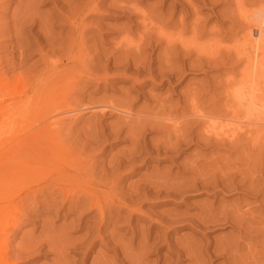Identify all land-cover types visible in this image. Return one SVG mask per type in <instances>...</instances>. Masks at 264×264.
<instances>
[{
	"label": "rangeland",
	"instance_id": "rangeland-1",
	"mask_svg": "<svg viewBox=\"0 0 264 264\" xmlns=\"http://www.w3.org/2000/svg\"><path fill=\"white\" fill-rule=\"evenodd\" d=\"M68 1L0 0V79L9 83L8 97L7 90L0 88V154L9 147V140L17 142L39 128L38 124L56 118L61 120L56 119L58 123L54 127L59 126V131L56 129L58 134L53 131L61 138L57 141L53 138L64 147L60 154L52 155L47 152L49 142L38 139L41 145L37 142L27 147L28 155L26 160L23 158L28 162L26 167H0V251L5 259L2 264H264V207H260L264 206V177H261L264 176V108L249 106L237 113L235 119H243L236 124H241V133L246 131L232 139L236 146H230L234 141H225L226 138L223 143L222 139L218 140L220 147L217 142L204 145L195 136L208 134L205 122L210 120L201 114H208L210 110L212 113L208 116L214 115L210 119L214 118L218 127L224 126L239 103L229 95L225 97L228 91L225 88L238 84L237 80L241 79L246 59L244 52L240 55L234 45L248 29L256 38L254 49L261 50L256 59L264 67V17L259 16L260 26L247 22L254 14H264V0H97L100 3L96 9L92 7L96 0ZM245 13L250 17L241 23L247 17ZM261 81L259 86L264 88V80ZM260 94L264 96V89ZM60 95L68 100L64 110L70 111L49 114L46 103L52 97L61 98ZM228 96L232 99H227ZM22 103L26 105L17 106ZM107 105L126 109L129 114L112 112ZM219 112H222L221 118ZM170 117L172 124L167 122ZM166 124L174 125L173 131ZM131 127L137 130L130 132ZM175 127L179 132L188 133L192 143L182 147V153L173 155L154 149L165 142H174L175 134L171 132L175 133ZM192 132L195 134L190 136ZM134 141L138 142L135 148ZM133 149L142 154L134 162ZM242 159L244 162H239ZM128 160L129 166L124 164ZM192 160L201 162L199 168L204 169L203 173L198 168L197 175H206L196 176L200 177L199 182L208 178L216 189L189 191L186 188L192 178ZM209 162L213 169L217 166V172L208 167ZM235 162L242 167L241 176L234 177L240 178L237 186L233 167L239 165ZM244 171L247 175L242 180ZM247 176L259 188L255 187L258 193L252 190L255 185L247 181ZM173 180L178 182L174 184ZM181 180L188 182L187 191L180 190L185 186H181ZM228 181L232 184L230 189L223 187ZM2 182H14L10 187L15 186L6 190ZM151 182L155 184L152 186ZM161 183H172L176 194L172 196L171 186L168 189ZM250 184L253 192L246 188ZM145 186L147 190L152 186L151 192L159 189L158 186L162 190L144 195ZM94 205L100 206L104 214ZM224 205L233 207L234 212L238 209L236 212L245 216L244 223L241 222L244 225L240 224L241 215V218L236 215L239 223L235 217V223L240 225L233 227L197 224L208 210L215 208V214L218 210L224 214ZM124 206L130 207L129 211ZM231 212L232 215L227 213L234 216ZM180 214L190 217L180 223L183 219ZM193 216L198 217L194 220ZM254 222L256 229L253 230ZM246 223L250 225L245 226ZM229 243L234 246L229 247ZM221 249H224L222 253Z\"/></svg>",
	"mask_w": 264,
	"mask_h": 264
},
{
	"label": "bare ground",
	"instance_id": "bare-ground-1",
	"mask_svg": "<svg viewBox=\"0 0 264 264\" xmlns=\"http://www.w3.org/2000/svg\"><path fill=\"white\" fill-rule=\"evenodd\" d=\"M68 1V0H67ZM72 1V0H71ZM71 1H70V3H71ZM91 1V0H90ZM79 3H80V1H78ZM77 2V3H78ZM82 2V1H81ZM84 2H85V0H84ZM97 0L96 1H94L93 3H94V5L92 6L93 8H97V7H99L98 6V4L100 3H98L97 4ZM67 3H69V1L67 2ZM73 4H74V2H72ZM83 3V2H82ZM87 3V2H86ZM90 3L91 2H89V5H90ZM81 4V3H80ZM88 4V3H87ZM92 4V3H91ZM104 4V3H103ZM107 4V3H106ZM110 4V3H109ZM121 4V3H120ZM70 5V4H69ZM75 5H77V4H75ZM85 5V4H84ZM108 5V4H107ZM111 5V4H110ZM70 6H72V4L70 5ZM109 6V5H108ZM107 6V7H108ZM121 6V8H122V5H120ZM124 6V5H123ZM241 6V5H240ZM73 7V6H72ZM80 7V6H79ZM83 7V6H82ZM118 7V6H117ZM76 8H78L77 6H76ZM88 8V7H87ZM93 8H91V9H93ZM237 8V7H236ZM72 9V8H71ZM73 9H75V8H73ZM80 9V8H79ZM99 9V8H98ZM240 9H243V7L242 8H240ZM77 10V9H76ZM75 10V11H76ZM90 10V9H89ZM122 10V9H121ZM120 10V8H119V11H121ZM123 10L125 11V10H127V9H124L123 8ZM77 11H79V10H77ZM76 11V12H77ZM83 11H84V9H83ZM72 12H74L73 10H72ZM82 12V11H81ZM75 13V12H74ZM78 13V12H77ZM82 14V13H81ZM85 14H86V12H85ZM93 14H94V12H93ZM76 15V14H75ZM74 15V16H75ZM242 15V13L240 14V16ZM243 15H246V13L245 14H243ZM255 15V14H254ZM253 15V16H254ZM82 16V15H81ZM247 17L245 18H243V20L241 21V23L243 22V21H245V20H248L249 19V17L250 16H248V15H246ZM252 16V18H250V20H248L247 22L248 23H251V24H254V26H256L257 24L260 26V23H258V22H260V20H259V16H261V17H264V14H262L261 12L258 14H256V16H254L253 17ZM69 17V16H68ZM83 17V16H82ZM81 17V18H82ZM241 17H243V16H241ZM260 17V18H261ZM73 18V17H72ZM75 18V17H74ZM80 19V18H79ZM245 19V20H244ZM261 20H262V18H261ZM68 21V20H67ZM246 23V22H245ZM70 24V23H69ZM247 24V23H246ZM71 25H72V23H71ZM248 25V24H247ZM247 25H245V27L247 26ZM77 26V25H76ZM253 26V25H252ZM248 28V27H247ZM251 28V27H250ZM255 28V27H254ZM71 29V28H70ZM253 29V28H252ZM256 30H257V28H256ZM255 31V30H254ZM215 33V32H214ZM252 34V31L250 30L249 31V29H248V31L246 32V34H244L243 35V38H242V40H240V38L238 39V41H237V44L236 45H234V46H236L235 48H238L239 49V54L240 53H243L244 52V56H245V59H246V62H244V63H246L245 64V67H244V69L243 68H241L242 69V73H241V79H240V77H239V80H237L238 81V84L237 83H235V82H237L235 79V82H233V83H235V84H237V85H225L226 87L227 86H229L228 87V89H226L225 88V90H228V91H225L226 93V95H225V97L227 96V95H229V96H231V97H233V99L235 98L236 99V101L237 100H239L237 103V107H234L235 108V110L234 111H232L230 108V111H232V113H230V114H233V115H230L231 116V118H230V116H229V114L227 115V114H225V113H223V114H225V115H227V116H229L228 117V121L229 122H227V124H225L224 122V126L222 125H220L219 127L217 126V122L215 123V122H213V120L212 119H214V118H211L210 119V117H213V116H211V115H209L208 116V114L211 112L210 110H209V113L208 114H204V115H202L201 113V117H203V118H208V120H210V121H208L207 123L205 122V124L207 125L206 126V132L205 133H208V134H204V135H199V136H197L198 134H196L195 136H196V139H200L201 141H203V143H205L204 145H206V144H209V143H212V144H215L216 142V145L218 144V143H220V139H222V143H223V140H225V138H226V140L225 141H231L234 137H236V135L238 134V133H241V128L237 125V124H239L238 122H240L242 119H239L240 121H238V120H236L235 119V117L237 116V113H238V115H239V112L242 110V109H247L249 106H252V108H254V107H258V106H261V108H264V102H262V101H264V96H261V94H260V92H261V89H264V88H261V85L259 86V84H261L262 83V81L261 80H264V79H261V76H262V74H264V73H262V71H264V70H262L261 71V68H264V67H262L261 66V63H260V61L258 60V59H256L257 58V55H258V52L259 51H261L260 50V48L259 49H254V47H255V45H253L254 44V40L256 39V38H253V36L251 35ZM259 40L261 41V39H260V36H259ZM233 45H232V47H233ZM234 48V47H233ZM249 48H250V50L251 51H249ZM262 49V48H261ZM232 50V49H231ZM236 53H238L237 51H235ZM241 55V54H240ZM239 55V56H240ZM243 55V54H242ZM238 56V57H239ZM244 66V65H243ZM239 72V71H238ZM238 74V73H237ZM236 74V75H237ZM233 75V74H232ZM1 76V75H0ZM4 76V75H3ZM90 78V77H89ZM238 78V77H237ZM5 79V78H4ZM227 79H228V77H227ZM229 79H231V78H229ZM85 80V79H84ZM91 81H93V79L91 80ZM228 81H230V82H227V80H226V82L228 83V84H232V81L231 80H228ZM259 81H261V83H259ZM94 82V81H93ZM225 82V84H227ZM7 84H9L8 82H6L5 80H2V79H0V88H2V89H4V91H6L7 90V86H9V85H7ZM224 86V87H225ZM262 87H264V86H262ZM230 88V89H229ZM9 89V88H8ZM8 90L6 91V96L8 95ZM224 93V92H223ZM5 94V93H4ZM67 95V94H66ZM70 95V94H69ZM61 96V98L60 97H57V96H55L54 98L52 97L51 99H49V102H47L46 103V109L47 110H50L49 111V114L52 112V114H53V112L55 113H67V112H65V111H70V110H64L66 107H67V105H66V102L68 101H66L63 97H62V95H60ZM72 96V95H71ZM228 96V98L227 99H229V98H231V97H229ZM261 96V97H260ZM2 98L4 97L5 98V96H1ZM8 97V96H7ZM6 97V98H7ZM67 97H68V95H67ZM66 98V97H65ZM73 99V98H72ZM70 100V101H73V100ZM76 99V98H75ZM80 99V98H79ZM232 99V98H231ZM1 100V99H0ZM224 100H226V99H224ZM230 100V99H229ZM18 101V100H17ZM25 100H23V102H24ZM223 101V100H222ZM236 101L234 102V100H233V102L234 103H236ZM7 102V101H6ZM28 102V101H27ZM227 102V101H226ZM229 103H230V101H228ZM5 103V102H4ZM3 103V104H4ZM15 103V102H14ZM21 103V101L19 102V104ZM29 103V102H28ZM193 103H195V102H193ZM224 103V102H223ZM6 104V103H5ZM17 105V106H21L22 107V105H26V103L25 104H21V105ZM68 104H69V102H68ZM231 104H232V101H231ZM10 105V104H9ZM15 105V104H14ZM115 105V104H114ZM228 105V104H227ZM8 105H6V107H7ZM101 106V105H100ZM106 106V105H105ZM195 106V105H194ZM198 106V105H197ZM229 106V105H228ZM231 106V105H230ZM5 107V108H6ZM11 107H14L13 106V103H12V105H11ZM11 107L10 106H8L7 107V109L8 108H10L11 109ZM49 107V108H48ZM69 107V106H68ZM200 108H201V106H199ZM198 107V108H199ZM5 108H4V110H5ZM106 108H108V109H111L112 110V112L113 111H116V112H118L119 114L120 113H122V114H125V115H128L129 114V112H128V110L127 111H125L124 109L122 110V109H120V108H118V106L117 107H114V106H109V105H107V107ZM106 108L104 109V110H106ZM121 108H123V107H121ZM127 108H129V107H127ZM216 108V107H215ZM225 108V107H224ZM228 108V107H227ZM21 109H23V108H21ZM131 109V108H130ZM196 109H197V107H196ZM202 109V108H201ZM200 109V110H201ZM210 109H213V108H210ZM217 109H219V108H217ZM229 109H227V111H229ZM257 108H255V110H256ZM3 110V109H2ZM199 110V109H198ZM215 110V109H214ZM250 110H253V109H250ZM6 111V113H7V110H5ZM5 111H2V113L3 112H5ZM205 112H206V110H204ZM213 111V110H212ZM216 111V110H215ZM217 111H221L220 109L219 110H217ZM227 111H226V113H227ZM229 111V112H230ZM9 112H11L10 110H9ZM72 112V111H71ZM70 112V113H71ZM188 112V111H187ZM223 112V111H222ZM221 112V113H222ZM224 112H225V110H224ZM242 112H244V110H242ZM262 112V111H261ZM12 113V112H11ZM14 113V112H13ZM12 113V114H13ZM46 113V112H45ZM48 113V112H47ZM55 113V114H56ZM117 113V114H118ZM189 113V112H188ZM202 113H204L203 111H202ZM212 113V112H211ZM216 113V112H215ZM214 113V114H215ZM220 113V112H219ZM219 113H218V115H219ZM220 113V114H221ZM4 114V113H3ZM132 114V113H131ZM47 115V114H46ZM46 115H44V117L46 116ZM186 115V114H185ZM190 115H192L191 113H190ZM207 115V116H206ZM216 115H217V113H216ZM5 116V115H4ZM223 115L221 114V116H220V118L222 117ZM227 116H225V118L227 117ZM233 116V117H232ZM245 116H247V115H245ZM217 116H215V118H216ZM9 118V117H8ZM60 118V117H59ZM130 118V117H129ZM129 118H128V120H129ZM194 118V117H193ZM220 118H219V120H220ZM230 118V119H229ZM241 118V117H240ZM52 119V118H51ZM57 119V118H56ZM51 120V121H45V123L43 124V125H41V124H38V126H39V128H37V129H35V131L33 132V133H29L28 135H26V136H24L21 140H17V142H16V140L14 139L15 138V136H14V140L15 141H13V140H9V147L3 152V153H1L0 154V167H4V166H9L10 167V165H11V167H19L20 165H21V167H23V165H24V167H26V162L27 161H25L24 162V159L26 160V158L25 157H27L26 155H28L27 153H28V149H29V147L31 148L32 147V145H35L37 142L39 143L40 141L39 140H44V141H48L49 143H48V146H47V152H49V153H52V155L54 154H56V155H58V154H60L61 153V151H64V147H62L60 144L62 143H60L59 141V143H57L56 141L57 140H59L61 137H59L58 135V137H56V133L59 131V126L58 127H56V128H54L55 126H56V124L58 123V121L57 120H60V119H57V120ZM126 119V118H125ZM165 119V118H164ZM195 119V118H194ZM227 119V118H226ZM7 120H9V119H7ZM44 120H45V118H44ZM43 120V121H44ZM127 120V121H128ZM167 120V119H166ZM170 120H171V117H170V119L169 120H167V122L169 121L170 122ZM212 120V121H211ZM218 120V121H219ZM41 121V120H40ZM61 121V120H60ZM194 121V120H193ZM249 121H251V120H249ZM248 121V122H249ZM254 121V120H253ZM179 122V121H178ZM212 122V123H211ZM247 122V123H248ZM252 122V121H251ZM126 123V122H125ZM131 123H133V122H131ZM161 123V122H160ZM166 123V122H165ZM173 122H170V124H172ZM183 123V122H182ZM195 123V122H194ZM237 123V124H236ZM253 123V122H252ZM129 124V123H128ZM148 124H149V122H148ZM177 124V123H176ZM175 124V125H176ZM179 124V123H178ZM197 124V123H196ZM196 124H193V125H196ZM250 125H252L251 123H249ZM254 124V123H253ZM257 124V123H256ZM144 125V124H143ZM147 125V124H146ZM150 125V124H149ZM153 125V124H152ZM157 125V124H156ZM155 124H154V126H155V128L156 127H158V126H156ZM159 125V124H158ZM165 126V124H163L162 123V126ZM167 125V124H166ZM184 125V124H183ZM182 125V126H183ZM249 125V126H250ZM2 126V125H1ZM6 126H7V124H6ZM13 126V125H12ZM141 126V125H140ZM160 126V125H159ZM161 126V127H162ZM163 126V127H164ZM167 126H170V128L172 127V126H174V125H167ZM181 126V125H180ZM3 127V126H2ZM10 127V126H9ZM120 127V126H119ZM145 128H146V126H144ZM151 127H153V126H151ZM160 127V128H161ZM166 127V126H165ZM164 127V128H165ZM183 127H188V125L186 126V125H184ZM244 127V126H243ZM242 127V128H243ZM257 127H258V125H257ZM8 128V127H7ZM118 128V127H117ZM121 128H122V126H121ZM150 128V127H149ZM149 128H148V130H149ZM159 128V127H158ZM184 128V130H186ZM255 128V127H254ZM3 129V128H2ZM12 129H14L13 127H12ZM56 129H58V131H56ZM120 129V128H119ZM131 129H132V127H131ZM134 130H135V128H133ZM133 129L132 130H130V132L131 131H133ZM162 129V128H161ZM179 129V128H178ZM177 129V127H175L174 128V132L175 133H173V132H171V131H173V128H171V133L172 134H175V136H174V138H172V139H174V142H173V140L172 139H170V140H172L171 142L169 141V133L167 134V132H166V134L168 135V140L167 141H169L168 143L167 142H165V144L162 146L161 145V147L158 145L159 144V140H157L156 142H158V146L156 147L155 145H154V147H156V148H154V149H156L157 151L158 150H161V151H163L162 153H172V155H173V153H182V147H184L185 145H187V144H189L190 142L192 143V139H188V137H187V135H189L188 133H187V135H186V133H185V131L182 133V131H180L179 132V130ZM7 130H9V129H7ZM31 130H32V128H31ZM56 132H54V131ZM137 130V129H136ZM135 130V131H136ZM140 130V129H139ZM138 130V131H139ZM142 130L144 131V129L142 128ZM151 130V129H150ZM156 130H158V129H156ZM170 130V129H169ZM188 130V129H187ZM190 130H191V128H190ZM193 130V129H192ZM239 130H240V132H239ZM250 130V129H249ZM249 130H247V131H249ZM254 130V129H253ZM6 131V130H5ZM118 131V130H117ZM122 131V130H121ZM246 131V130H245ZM244 131V132H245ZM251 131V130H250ZM249 131V132H250ZM0 132H1V129H0ZM8 132V131H7ZM164 132V131H163ZM187 132V131H186ZM188 132H189V130H188ZM195 132V131H194ZM243 132V133H244ZM253 132V131H252ZM52 133H54V136H53V134ZM129 133V132H128ZM133 133V132H132ZM171 133H170V137H172L171 136ZM177 133V134H176ZM185 133V134H184ZM243 133H241V134H243ZM258 133V132H257ZM8 134H10V131H9V133ZM58 134V133H57ZM115 134H117L118 135V132L116 133L115 132ZM166 134H164V135H166ZM192 134V135H191ZM190 134V136H193L195 133H191ZM245 134V133H244ZM248 134V133H247ZM116 135V136H117ZM240 135V134H239ZM256 134H254V136H255ZM6 136V135H5ZM41 136V139L39 138ZM131 136V135H130ZM141 136V135H140ZM243 136V135H242ZM251 136H252V134H251ZM250 136V137H251ZM55 138V140H54V138ZM137 137V136H136ZM211 137H212V139H215V142L214 141H212V139H211ZM238 137V136H237ZM43 138V139H42ZM59 138V139H58ZM138 138V137H137ZM166 138V137H165ZM190 138V137H189ZM193 138V137H192ZM246 138V137H245ZM253 138H255L256 139V136L255 137H253ZM16 139H18V138H16ZM39 139V140H38ZM46 139V140H45ZM228 139V140H227ZM240 139V138H239ZM249 139V138H248ZM250 139H252V138H250ZM37 140V141H36ZM132 141H133V139H131ZM195 140V139H194ZM218 140H220V141H218ZM237 140V143H238V138L236 139ZM242 140V139H241ZM240 140V141H241ZM254 140V139H253ZM12 141H13V143H12ZM43 141V142H44ZM140 141V140H139ZM153 141V140H152ZM166 141V140H165ZM195 141H197V140H195ZM195 141H193V142H195ZM199 141V140H198ZM224 141V142H225ZM232 141H234V140H232ZM255 141H257V140H255ZM254 141V142H255ZM14 142H16V143H14ZM34 142V143H33ZM155 142V141H154ZM156 142L154 143V144H156ZM214 142V143H213ZM8 143V142H7ZM42 143V142H41ZM41 143H39L40 145H41ZM46 143V142H45ZM151 143V142H150ZM167 143V144H166ZM198 143V142H197ZM202 142H199V144H201ZM202 143V144H203ZM225 143H227V142H225ZM224 143V144H225ZM49 144H51L50 145V148L52 149V152H51V149L49 148ZM138 144V142L137 141H134V142H132V145L134 146V148H135V146ZM161 144V143H160ZM211 144V145H212ZM221 144V143H220ZM235 145L236 144V141H234V143H232V144H230V146H232V145ZM31 145V146H30ZM151 145H153V144H151ZM210 145V146H211ZM237 145V144H236ZM235 145V146H236ZM37 146V145H36ZM203 146V145H202ZM215 146V145H214ZM217 146H219V144L217 145ZM224 146V145H223ZM229 146V145H228ZM228 146H227V148H228ZM229 146V147H230ZM241 146V145H240ZM27 147H28V149H27ZM45 147H46V145H45ZM43 148L44 150L46 149V148ZM153 147V146H152ZM187 147V146H186ZM220 147V146H219ZM224 147H226V146H224ZM234 147V146H233ZM232 147V148H233ZM37 148V147H36ZM231 148V147H230ZM236 148V147H235ZM239 148H241V147H239ZM34 149V148H33ZM38 149H39V147H38ZM41 149H42V146H41ZM137 149H138V147H137ZM153 149V148H152ZM32 150V149H31ZM134 151H133V153L135 154L134 156H133V158H132V161L134 162V160L136 159V158H139V156H140V154H139V152H136L135 151V149H133ZM156 150H155V152H156ZM236 150V149H235ZM37 151V150H36ZM39 151H40V149H39ZM42 151V150H41ZM45 152H46V150H45ZM24 153V154H23ZM42 153H43V151H42ZM72 153V152H71ZM131 153V152H130ZM129 153V154H130ZM157 153V152H156ZM37 154H40V153H37ZM214 155V154H213ZM40 156V155H39ZM44 156V155H43ZM46 156H48V155H46ZM141 156H142V154H141ZM41 157V156H40ZM63 157V156H62ZM130 157H132V155L130 156ZM145 157V156H144ZM214 157V156H213ZM24 158V159H23ZM57 158H60L59 156H57ZM143 158V157H142ZM205 158V157H204ZM122 159V158H121ZM125 159H126V161H127V158L125 157ZM130 159V158H129ZM134 159V160H133ZM195 159V158H194ZM206 159V158H205ZM212 159V158H211ZM214 159V158H213ZM213 159H212V162H213ZM131 160V159H130ZM144 160H145V158H144ZM144 160H142V161H144ZM125 161V160H124ZM137 161H139L138 159H137ZM191 161V160H190ZM192 161H194V160H192ZM203 161V160H202ZM241 161H243L244 162V159H242V160H240L239 162H241ZM117 162V161H116ZM119 162V161H118ZM205 162V161H204ZM22 163H24V164H22ZM129 160H128V162L127 163H124V164H127L128 166H129ZM231 163H233V161L231 162ZM235 163H237V162H235ZM242 163V162H241ZM27 164H28V162H27ZM118 164V163H117ZM117 164H116V166H117ZM123 163H121V165H122ZM130 164H131V162H130ZM192 164V166H191V170L192 171H190V172H193V173H191V175H192V178L193 179H195L196 180V182H195V180L193 181L192 180V178H191V183L189 182H187L188 183V185H187V187H186V184L184 183V181H182L181 180V182H182V184H181V186H184V188L182 189V187L180 188V190L182 191V190H186V188H188V189H190L189 191H191L192 189H194V190H196V191H198V190H200V191H206V190H208L209 191V189L210 190H213V189H216V186H214V182H210L209 181V179L208 178H205V179H207L208 181H204L203 179V183L202 182H199V179H200V177H201V175H199L200 177H196V176H198L197 175V170H199L200 168L199 167H201L200 165H201V162H197V161H194V163H191ZM206 164H207V162H206ZM210 164H212L211 162H209L208 163V167H210L211 165ZM238 165L240 164V163H237ZM236 164V165H237ZM31 165L32 164H30V167H31ZM229 165L230 166H232L231 164H230V161H229ZM229 165H228V167H229ZM234 165V164H233ZM113 166H115V165H113ZM119 166H120V162H119ZM124 166V165H123ZM127 166V167H128ZM240 166V165H239ZM239 166H237V167H239ZM27 167H28V165H27ZM126 167V166H125ZM216 165H215V168L213 169L212 168V166H211V168L213 169V170H215L216 171ZM227 167V166H226ZM237 167H233V168H235V170L234 171H238V169L239 168H237ZM189 168V167H188ZM188 168H186V169H188ZM199 168V169H198ZM210 168V170H212ZM236 168H237V170H236ZM219 169L220 170H222L220 167H219ZM228 169V168H227ZM229 169H230V167H229ZM242 169V167L240 166V172L239 173H236L235 172V174L233 175L232 173L230 174V176H232L233 175V179H234V177H236L235 175L236 174H239L240 176H241V170ZM247 169V168H246ZM248 169H250V167L248 168ZM252 170H253V168H251ZM201 170V169H200ZM199 170V171H200ZM202 170H204V169H202ZM201 170V172H203ZM212 170V171H213ZM219 170V171H220ZM230 170H232V169H230ZM230 170H227L228 172L230 171ZM255 170V169H254ZM215 171H213V173L215 172ZM218 171V172H219ZM227 171H226V173H227ZM248 172V174L250 173V171L249 170H247ZM217 172V171H216ZM215 172V173H216ZM233 172V171H232ZM245 172V171H244ZM243 172V174H245ZM254 173H255V171H253ZM204 173V172H203ZM214 173V174H215ZM220 174H222L223 172H219ZM219 173H217V174H219ZM234 173V172H233ZM241 173V174H240ZM247 173L245 174V175H243L242 177L244 178V179H242V180H245L246 179V175H247ZM219 174V175H220ZM205 174H203V176H204ZM224 174H222V176H223ZM257 175V174H256ZM195 178H194V177ZM203 176L201 177V178H203ZM206 176V175H205ZM215 176V175H214ZM221 175H220V177H222ZM228 176H229V174H228ZM245 176V177H244ZM249 176H251L252 177V175H249ZM215 177H217V175L215 176ZM219 176H218V178H217V180L220 178ZM225 177H226V180H227V176L225 175ZM241 177V178H242ZM249 177L248 178V176H247V181L248 180H250L249 182H251V181H253V179L252 178H254V177ZM256 177V176H255ZM259 177V176H258ZM261 177H264V176H261ZM189 178V177H188ZM189 178V179H190ZM199 178V179H198ZM229 178H231V177H229ZM251 178V179H250ZM167 179V177L165 178V180ZM185 179V178H184ZM183 179V180H184ZM214 179H216V178H214ZM220 179H223V177L222 178H220ZM219 179V180H220ZM225 179V178H224ZM232 179V178H231ZM239 180H240V178H238ZM258 179V178H257ZM256 179V180H257ZM164 180V182H166ZM170 180V179H169ZM178 180V179H177ZM177 180H175L176 182H178ZM226 180L224 181V182H226ZM229 180V179H228ZM239 180H236V179H234V181H236L235 183H236V186H237V181L239 182ZM242 180L240 181V184L242 183ZM256 180H254V181H256ZM167 181H168V179H167ZM189 181V180H188ZM193 181V182H192ZM198 181V182H197ZM200 181H201V179H200ZM223 181V180H222ZM231 181V180H230ZM230 181H228L227 183H223L224 185H223V187L225 186L226 187V189H228L229 187L231 188L232 186V184H229L230 183ZM172 182V181H171ZM173 182H174V180H173ZM176 182H174V184L176 183ZM180 182V181H179ZM249 182H248V184H249ZM257 182V181H256ZM259 182H260V179H259ZM14 183V182H13ZM13 183H11L10 182V184L12 185ZM151 183H153V182H151ZM158 184H160V182H157ZM163 183V182H162ZM161 183V184H162ZM211 183H213V184H211ZM243 183H244V181H243ZM242 183V184H243ZM252 183V182H251ZM261 183V182H260ZM260 183L258 184V185H260ZM10 184L8 183V182H2V185L1 186H4L5 188H6V190H7V188L9 187V188H12V187H14V186H12V187H10ZM155 183H153L152 184V186L154 185ZM158 184H156L155 186L157 187V185ZM165 184V185H164ZM164 184H162L161 186H163L164 185V187L165 188H167L168 187V189H170L169 188V185L171 186V184L172 183H170V184H166V183H164ZM178 184V183H177ZM227 184V185H226ZM240 184H238V185H240ZM147 185V184H146ZM149 185H150V183H149ZM166 185H168V186H166ZM180 185V184H179ZM215 185H216V182H215ZM245 185H247V182L245 183ZM255 185V186H254ZM151 186V187H152ZM161 186H158V187H160L159 189L158 188H156V190L158 189V190H162L161 189ZM219 186V185H218ZM242 186V185H241ZM244 186V185H243ZM252 186H254V187H252V188H254V189H252V190H254V193L256 192V193H258L257 192V190L259 189L257 186H256V184H255V182H253L252 183ZM262 186V185H261ZM260 186V187H261ZM142 188H143V185L141 186ZM146 187L147 186H145V189H146ZM149 187V186H148ZM150 187V189L152 190L153 189V187L151 188ZM163 187V188H164ZM186 187V188H185ZM228 187V188H227ZM239 187V186H238ZM251 187V184L249 185V186H246V188L247 189H249ZM258 188V189H256V188ZM8 188V189H9ZM164 188V189H165ZM172 188H175V186H171V191H173L172 190ZM229 188V189H230ZM242 188V187H241ZM135 189V188H134ZM187 189V190H188ZM220 189H223V188H220ZM225 189V188H224ZM223 189V190H224ZM236 189V188H235ZM238 189V188H237ZM236 189V190H237ZM244 189H245V186H244ZM251 189H249V190H245L246 192L247 191H249V192H251L252 190ZM256 189V190H255ZM5 190V189H4ZM151 190H144V192L142 193V194H144V195H147L148 193H154L156 190L154 189L153 191L154 192H151ZM165 190H167V189H165ZM186 190V191H187ZM194 190H192V191H194ZM65 191V190H64ZM167 191H169V190H167ZM171 191H169V194H170V192ZM215 191V190H214ZM213 191V192H214ZM225 191V190H224ZM238 191V190H237ZM68 192V191H67ZM137 192H138V188H137ZM166 192V191H165ZM164 192V193H165ZM176 191L174 190L173 192H172V196H173V193L174 194H176L175 193ZM211 192V191H210ZM253 192V191H252ZM133 193H134V191H133ZM140 193V192H139ZM158 192L156 191V193L155 194H157ZM135 194L137 195L138 193H136L135 192ZM134 194V195H135ZM166 194L168 195V192H166ZM262 194H264V193H262ZM133 195V196H134ZM135 195V196H136ZM149 195V194H148ZM152 195V194H151ZM132 196V195H131ZM137 196H140V195H137ZM154 196V195H153ZM171 196V195H170ZM118 197V196H117ZM95 198V197H94ZM138 198V197H137ZM140 198V197H139ZM81 201L83 200V198H81L80 199ZM79 200V201H80ZM87 200H89V199H87ZM86 200V201H87ZM92 200V199H91ZM130 200H131V198H130ZM93 201H94V199H93ZM75 202V201H74ZM74 202L71 204V205H73L74 204ZM79 203V202H78ZM82 203V202H81ZM128 203V202H127ZM219 203V202H218ZM80 204V203H79ZM78 204V207L80 206ZM100 204V203H99ZM221 204V203H220ZM70 205V206H71ZM84 205H85V203H84ZM87 205V204H86ZM101 205V204H100ZM120 205V204H119ZM124 205H126V204H124ZM130 205V204H129ZM218 206H219V204H217ZM227 205V204H226ZM229 205V204H228ZM231 205L232 204H230V206H228V207H231ZM89 206V205H88ZM95 207H96V205H94ZM98 206V205H97ZM133 206V205H132ZM209 206V205H208ZM211 206V205H210ZM225 206V205H224ZM93 207V205H91V207H89V208H92ZM121 207V206H120ZM212 207V206H211ZM220 207H221V205H220ZM228 207H224L225 208V210H224V208H222L223 209V212H225V213H231V215H232V212L231 211H233V214H234V216H231L230 214H223V213H219L220 211L218 210V211H216V212H218L217 214H215V208L214 209H212L211 211L210 210H208L209 212L207 213L206 212V214L204 213V217L202 218L201 216L202 215H200V217L201 218H199V220H197V222H194L193 221V219L195 220V217L192 219V221L194 222V223H197V224H200V225H202V226H208V225H210V226H219V225H222V226H225V225H229V226H234V225H240L241 224V222H243L242 221V219L244 220V218L243 217H245V216H242V213L241 214H238L236 211H239L238 209H236L235 210V212H236V214H235V212H234V209H233V207L232 208H228ZM235 207V206H234ZM240 207V206H239ZM260 207H264V206H260ZM69 208V207H68ZM84 208V207H83ZM88 208V209H89ZM97 208V210L99 209L100 210V213H102L101 211H103V209H100V206H99V208L98 207H96ZM124 208L125 209H127V208H130V207H127V206H124ZM204 208V207H203ZM202 208V209H203ZM209 208V207H208ZM219 208V207H218ZM238 208V207H237ZM227 209H231V211L229 210H227ZM233 209V210H232ZM241 209V208H240ZM77 210V209H76ZM87 210V209H86ZM128 211H129V209H127ZM207 210V209H206ZM246 210V209H245ZM261 210H262V208H261ZM91 211V210H90ZM200 211H202L203 212V210H200ZM227 211V212H226ZM241 211V210H240ZM244 211V210H243ZM204 212H205V210H204ZM214 212V213H213ZM245 212V211H244ZM251 212V211H250ZM250 212H248V213H250ZM253 212V211H252ZM247 212H245L244 214H246ZM94 214V213H93ZM102 214H104V213H102ZM101 214V215H102ZM106 214V213H105ZM171 214V213H170ZM199 214V213H198ZM203 214V213H202ZM251 214V213H250ZM165 215V214H164ZM163 215V216H164ZM181 216L183 215V214H180ZM185 215V214H184ZM195 215V214H194ZM236 215H241L242 216V218H241V216H240V224H236V223H239V220H238V217L236 216ZM247 215V214H246ZM249 215V214H248ZM99 216H100V214H99ZM103 216V215H102ZM101 216V217H102ZM188 216V215H187ZM214 216H216V217H214ZM217 216H219V217H217ZM173 218H176V216L174 217V215L172 216ZM180 217V216H179ZM190 217V216H189ZM189 217L188 218H184L183 216L181 217V218H183L182 220H180V223L182 222V221H184L185 222V220L184 219H189ZM198 217V216H197ZM196 217V218H197ZM235 217H236V220L238 221H236V223H235ZM249 217H250V215H249ZM115 218V217H114ZM105 219V218H104ZM109 219V218H108ZM117 219V218H116ZM167 219V218H166ZM170 220H172L173 221V219H170ZM177 219H174V221H176ZM248 220H250L249 218H248ZM252 220V219H251ZM101 221V220H100ZM117 221V220H116ZM245 221V220H244ZM102 222V221H101ZM110 222V221H109ZM118 222V221H117ZM171 222V221H170ZM169 222V223H170ZM177 222V221H176ZM190 222H191V218H190ZM192 222V223H193ZM250 222H253V221H250ZM186 223H188L187 221H186ZM191 223V224H192ZM193 223V224H194ZM244 223V222H243ZM248 223V222H247ZM245 224V226L247 225V226H249L250 225V223L249 224ZM256 222H254L253 223V227L251 228V229H256L255 227H254V224H255ZM262 223H264V222H262ZM262 223H261V225H262ZM109 224V223H108ZM190 224V223H189ZM258 224V223H257ZM257 224H256V226H257ZM260 224V223H259ZM241 225H244V224H241ZM191 226V225H190ZM252 226V225H251ZM250 226V227H251ZM166 227V226H165ZM250 227H249V229H250ZM168 228V227H167ZM247 228V227H246ZM95 229H97V228H95ZM94 230V229H93ZM100 231V230H99ZM243 231V230H242ZM257 231V230H256ZM93 232V231H92ZM254 232V231H253ZM95 233V232H94ZM87 235H88V233H87ZM235 235V234H234ZM233 235V236H234ZM240 236V235H239ZM228 237H232V236H228ZM242 237V236H241ZM234 237H232V239H233ZM88 239H89V237H88ZM145 239V238H144ZM147 239V238H146ZM226 239V238H225ZM228 239V238H227ZM241 239H243V238H241ZM230 240H231V238H230ZM168 241V240H167ZM226 241V243L228 244V240H225ZM225 241L223 242V245H224V243H225ZM237 241H238V239H237ZM157 242V241H156ZM159 242V241H158ZM188 242V241H187ZM230 242V241H229ZM231 242H234V241H231ZM175 243V242H174ZM179 243V242H178ZM235 243V242H234ZM234 243L232 244L233 246H234ZM87 244H88V242H87ZM153 244V243H152ZM192 244V243H191ZM191 244H190V246H191ZM227 244H226V247H228L227 246ZM238 244H239V242H238ZM194 245V244H193ZM217 245V244H216ZM215 245V246H216ZM232 245H230V243H229V247L230 246H232ZM241 245V244H240ZM173 246V245H172ZM176 246H179V245H176ZM189 246V247H190ZM194 246H196V244L194 245ZM218 247H220V246H218ZM222 247V246H221ZM225 247V248H226ZM169 248V247H168ZM175 248V247H174ZM177 248V247H176ZM185 248H187V247H185ZM216 248L217 247H215L214 249V251H216ZM234 248V247H233ZM237 248V247H236ZM151 249V248H150ZM189 249H191V247L189 248ZM193 249H194V247H193ZM219 249V248H218ZM217 249V250H218ZM235 249V248H234ZM234 249H233V251H234ZM149 250V249H148ZM152 250V249H151ZM180 250V249H179ZM183 251H184V248L182 249ZM192 250V249H191ZM231 250H232V247H231ZM230 250V251H231ZM147 251V250H146ZM174 251V250H173ZM177 251H178V249H177ZM187 251L189 252V250H188V248H187ZM221 251V253L224 251V249H221L220 250ZM220 251H218V255H219V253H220ZM229 251V250H228ZM227 251V252H228ZM149 252H151V251H149ZM197 252V251H196ZM202 252V251H201ZM217 252V251H216ZM234 252H236V250L234 251ZM178 253V252H177ZM195 253V252H194ZM215 253V252H214ZM190 254V253H189ZM196 254H199V253H196ZM196 254H195V256H196ZM200 254H202V253H200ZM199 254V255H200ZM216 254V253H215ZM235 254V253H234ZM181 255V254H180ZM188 255V253L186 252V256ZM192 255V254H191ZM222 255V254H221ZM225 255H226V253H225ZM179 256V255H178ZM177 256V257H178ZM216 256V255H215ZM189 257V256H188ZM197 257H198V255H197ZM233 257V256H232ZM192 258V257H191ZM199 260L200 258H196V260ZM197 260V261H198ZM3 261H5V259L3 258V254L1 253V251H0V264H2V262ZM100 264V263H99ZM103 264V263H102Z\"/></svg>",
	"mask_w": 264,
	"mask_h": 264
}]
</instances>
